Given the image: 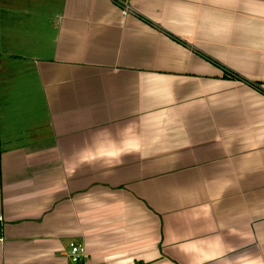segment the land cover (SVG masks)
<instances>
[{
  "label": "crops",
  "instance_id": "obj_1",
  "mask_svg": "<svg viewBox=\"0 0 264 264\" xmlns=\"http://www.w3.org/2000/svg\"><path fill=\"white\" fill-rule=\"evenodd\" d=\"M0 135V264H264V0H0Z\"/></svg>",
  "mask_w": 264,
  "mask_h": 264
},
{
  "label": "built area",
  "instance_id": "obj_2",
  "mask_svg": "<svg viewBox=\"0 0 264 264\" xmlns=\"http://www.w3.org/2000/svg\"><path fill=\"white\" fill-rule=\"evenodd\" d=\"M119 5L124 16H127L132 11L131 6L126 2L119 1ZM86 257L87 250L85 246L71 243L68 253V264H83Z\"/></svg>",
  "mask_w": 264,
  "mask_h": 264
},
{
  "label": "trees",
  "instance_id": "obj_3",
  "mask_svg": "<svg viewBox=\"0 0 264 264\" xmlns=\"http://www.w3.org/2000/svg\"><path fill=\"white\" fill-rule=\"evenodd\" d=\"M226 76H229V77H231V78H233V79H240L236 74H234V73H228L227 72V74H225ZM1 156H2V145H1V135H0V160H1Z\"/></svg>",
  "mask_w": 264,
  "mask_h": 264
}]
</instances>
